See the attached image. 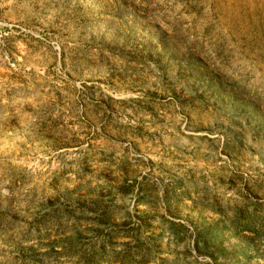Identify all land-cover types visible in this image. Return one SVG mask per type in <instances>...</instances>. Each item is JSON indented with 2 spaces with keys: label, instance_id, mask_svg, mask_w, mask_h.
<instances>
[{
  "label": "rangeland",
  "instance_id": "1",
  "mask_svg": "<svg viewBox=\"0 0 264 264\" xmlns=\"http://www.w3.org/2000/svg\"><path fill=\"white\" fill-rule=\"evenodd\" d=\"M0 264H264V0H0Z\"/></svg>",
  "mask_w": 264,
  "mask_h": 264
}]
</instances>
